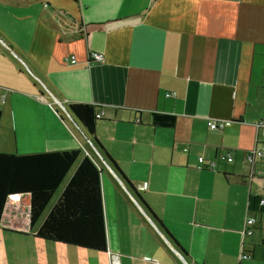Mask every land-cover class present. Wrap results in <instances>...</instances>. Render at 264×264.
I'll use <instances>...</instances> for the list:
<instances>
[{
    "label": "crops",
    "instance_id": "obj_1",
    "mask_svg": "<svg viewBox=\"0 0 264 264\" xmlns=\"http://www.w3.org/2000/svg\"><path fill=\"white\" fill-rule=\"evenodd\" d=\"M70 103L101 112L92 134ZM153 112L174 126L152 125ZM262 116L264 0H0V152L78 148L58 192L88 157L106 231V251L36 238L57 189L32 226L21 193L3 208L0 264H264L259 210L251 257L238 258L248 199L262 194Z\"/></svg>",
    "mask_w": 264,
    "mask_h": 264
},
{
    "label": "trees",
    "instance_id": "obj_2",
    "mask_svg": "<svg viewBox=\"0 0 264 264\" xmlns=\"http://www.w3.org/2000/svg\"><path fill=\"white\" fill-rule=\"evenodd\" d=\"M95 105L70 103L68 110L87 132H94ZM175 115L153 112L151 124L173 127ZM79 154V149L31 153L0 152V219L12 194H29L28 218L32 226L40 217L65 174ZM260 195L250 196L247 209L264 212L258 205ZM33 236L83 249L106 251L105 216L101 194L100 171L83 157L62 188ZM256 247L264 250V239Z\"/></svg>",
    "mask_w": 264,
    "mask_h": 264
},
{
    "label": "built area",
    "instance_id": "obj_3",
    "mask_svg": "<svg viewBox=\"0 0 264 264\" xmlns=\"http://www.w3.org/2000/svg\"><path fill=\"white\" fill-rule=\"evenodd\" d=\"M90 59H92L93 62H97V63H101L103 61L102 54L98 53V52H92L90 54ZM65 60H68L69 62H75L76 58L74 55H70V57H68ZM95 116L97 118H100L102 116V114H101V112H95ZM228 123H229V121H220V120H215V119H207L206 120V126L212 130L213 129H222ZM254 126L257 130L264 131V116L255 120ZM261 155H262V152L259 149L255 148V149L247 150L244 152L243 160L246 163L253 164L255 162V158L259 157ZM226 160L231 161V157L229 155H227ZM198 161L200 163H203V158L201 156H199ZM211 165H213V164H211ZM202 167H206V165L204 164ZM9 198H11V200H13V202H17L20 199V195L19 194H12V195H10ZM257 202H258L259 206L264 205V191L260 195V198L258 199ZM259 214L261 215L262 213L259 211H255V210H249L247 215L245 216L243 228L241 231V234H242L241 245L243 246V249H240L239 257H238L239 259H248L251 257V254L247 253L244 250V245L246 244V241H247L246 238L253 235L256 224L259 221V217H258ZM110 259H111L113 264L117 263L116 255H111Z\"/></svg>",
    "mask_w": 264,
    "mask_h": 264
},
{
    "label": "rangeland",
    "instance_id": "obj_4",
    "mask_svg": "<svg viewBox=\"0 0 264 264\" xmlns=\"http://www.w3.org/2000/svg\"><path fill=\"white\" fill-rule=\"evenodd\" d=\"M239 152L240 150H236L235 152L230 151L231 156L234 157V155H236V163L237 166L240 167V163H239ZM232 162H229V167H232ZM246 167V166H245ZM245 171H248V167L245 169ZM262 187V189L264 190V175H262V177L259 178H254L251 182V193L252 194H261L262 193V189H260ZM59 196V192L58 189L56 191V193L54 194V196L52 197L51 201L49 202L48 206L46 207V209L50 208L51 204H53L55 202V200L58 198ZM45 209V212H46Z\"/></svg>",
    "mask_w": 264,
    "mask_h": 264
}]
</instances>
